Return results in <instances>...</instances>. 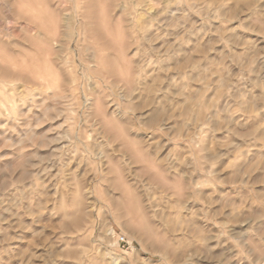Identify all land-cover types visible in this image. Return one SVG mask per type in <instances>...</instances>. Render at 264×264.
<instances>
[{"label": "rangeland", "instance_id": "1", "mask_svg": "<svg viewBox=\"0 0 264 264\" xmlns=\"http://www.w3.org/2000/svg\"><path fill=\"white\" fill-rule=\"evenodd\" d=\"M0 264H264V0H0Z\"/></svg>", "mask_w": 264, "mask_h": 264}, {"label": "built area", "instance_id": "2", "mask_svg": "<svg viewBox=\"0 0 264 264\" xmlns=\"http://www.w3.org/2000/svg\"><path fill=\"white\" fill-rule=\"evenodd\" d=\"M122 241H125L124 238L121 239Z\"/></svg>", "mask_w": 264, "mask_h": 264}, {"label": "bare ground", "instance_id": "3", "mask_svg": "<svg viewBox=\"0 0 264 264\" xmlns=\"http://www.w3.org/2000/svg\"><path fill=\"white\" fill-rule=\"evenodd\" d=\"M128 108V107H127ZM130 108V107H129ZM133 108V107H132ZM132 111H133V109H132ZM135 111V110H134ZM188 112V111H187Z\"/></svg>", "mask_w": 264, "mask_h": 264}]
</instances>
